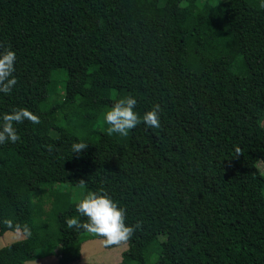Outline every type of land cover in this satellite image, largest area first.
I'll return each mask as SVG.
<instances>
[{
  "label": "trees",
  "instance_id": "obj_1",
  "mask_svg": "<svg viewBox=\"0 0 264 264\" xmlns=\"http://www.w3.org/2000/svg\"><path fill=\"white\" fill-rule=\"evenodd\" d=\"M205 1L199 19L202 0H0V52H15L18 80L0 116L41 121L0 145V235H25L0 264L58 246V264L78 257L86 231L66 220H86L80 200L50 192L46 210L33 197L81 180L140 225L119 264H264V0ZM129 95L141 117L161 106L159 129L108 134L104 114Z\"/></svg>",
  "mask_w": 264,
  "mask_h": 264
},
{
  "label": "clouds",
  "instance_id": "obj_2",
  "mask_svg": "<svg viewBox=\"0 0 264 264\" xmlns=\"http://www.w3.org/2000/svg\"><path fill=\"white\" fill-rule=\"evenodd\" d=\"M16 54L12 50L0 52V93L9 95L16 87L18 80L15 73ZM137 101L131 95L118 99L108 110L103 120L109 125L107 132L109 135L118 134L127 136L130 130L135 129L141 122L152 129H159L161 106L154 104L152 109L145 112L141 117L134 108ZM24 121L32 124H40L39 116L33 114L26 108L13 109L10 113L0 116V145L5 143H17L20 136L17 134L15 125ZM87 148L85 143H74L72 152L79 154ZM237 155H242L237 150ZM80 186L85 185V181L79 182ZM76 212L80 217L86 218L84 222L77 218H69L66 225L69 229H82L96 236L103 238L106 246L121 245L127 243L133 236L139 223L135 226L125 224L126 211L118 206L103 189L98 192H88L75 205Z\"/></svg>",
  "mask_w": 264,
  "mask_h": 264
},
{
  "label": "rangeland",
  "instance_id": "obj_3",
  "mask_svg": "<svg viewBox=\"0 0 264 264\" xmlns=\"http://www.w3.org/2000/svg\"><path fill=\"white\" fill-rule=\"evenodd\" d=\"M219 0H213L216 2ZM207 7L206 1L202 0L198 9V18L202 17L203 10ZM65 73L62 70H56L53 73L54 80H60L57 84V96L61 97L64 92L63 78ZM260 134V131L253 130L247 136L248 143H252ZM261 171L264 173V166L258 164ZM57 193L58 195H67L71 201H78L87 194L85 186L81 187L79 183L73 182H53L48 183L42 187V192L34 195L33 199L42 198L45 201V209L50 207L49 200H47V193ZM25 237L20 230H8L0 235V248L12 242L20 240ZM127 248V243L121 245L106 246L103 243V238H99L88 231L81 234V243L79 247V254L76 259L69 261V264H119L121 261V254ZM61 247L53 248L49 253H38L37 258L25 262L24 264H58Z\"/></svg>",
  "mask_w": 264,
  "mask_h": 264
},
{
  "label": "crops",
  "instance_id": "obj_4",
  "mask_svg": "<svg viewBox=\"0 0 264 264\" xmlns=\"http://www.w3.org/2000/svg\"><path fill=\"white\" fill-rule=\"evenodd\" d=\"M23 234V233H22ZM24 238V236L21 238V239H23Z\"/></svg>",
  "mask_w": 264,
  "mask_h": 264
}]
</instances>
